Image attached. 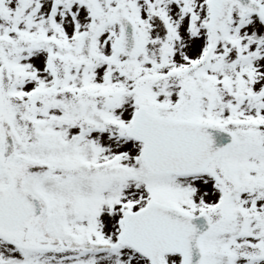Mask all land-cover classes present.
I'll use <instances>...</instances> for the list:
<instances>
[{
    "label": "snow or ice",
    "instance_id": "6c2138e0",
    "mask_svg": "<svg viewBox=\"0 0 264 264\" xmlns=\"http://www.w3.org/2000/svg\"><path fill=\"white\" fill-rule=\"evenodd\" d=\"M0 264H264V0H0Z\"/></svg>",
    "mask_w": 264,
    "mask_h": 264
}]
</instances>
